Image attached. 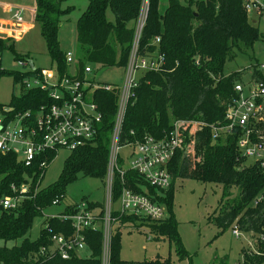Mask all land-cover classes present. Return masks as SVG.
Returning <instances> with one entry per match:
<instances>
[{
    "label": "trees",
    "instance_id": "trees-1",
    "mask_svg": "<svg viewBox=\"0 0 264 264\" xmlns=\"http://www.w3.org/2000/svg\"><path fill=\"white\" fill-rule=\"evenodd\" d=\"M67 0H35L34 20L39 25L47 53L55 66L58 77L67 72L65 54L61 51L58 34L61 19L72 8H62ZM162 0H148L146 20L141 31L138 52L140 56L155 51L164 55L165 64L157 72H145L132 90V98L126 109L120 134V145L142 140L145 135L162 138L174 121H194L208 125L223 122L225 105L233 97V86L243 82L246 72L224 73L225 65L237 54L251 59L256 42H264L253 18L244 10L242 0H168L163 12L158 11ZM144 0H89L75 24L76 42L82 53L77 67V77H82L86 64L125 69L133 43ZM110 16V17H109ZM256 16V15H255ZM258 19H261L259 16ZM159 39L156 45L155 40ZM0 49L2 45L0 44ZM10 49H12L10 47ZM19 58V57H18ZM261 62L254 61L250 70ZM39 70L35 72L36 75ZM15 81H22L29 74L1 72ZM46 92L39 88L26 90L20 96H11L7 105L15 112L34 110L45 101ZM93 101L102 114L99 132L91 143L70 153L64 163L59 180L46 188H40L47 167L56 153L46 154L47 167L25 168L13 153L0 154V199L14 195L17 189L31 180L25 199L16 211L0 209V264H101V232L87 231L86 240L90 256L72 255L69 260L59 257L46 258L40 249L49 244L48 235L42 228L37 239L29 240L26 234L34 218L43 210L60 204L64 188L78 176L105 180L110 147V138L116 114L118 91L97 89ZM3 105L0 104V108ZM236 137L229 136L213 142L210 130L205 127L197 133L195 151L201 161L196 162L185 153H178L169 165L171 183L166 190L149 186L135 172L127 171L123 181L134 192L144 194L152 202L166 204L170 209L175 182L193 179L202 184L221 187V197L208 221L221 232L235 228L255 240L256 253L242 252L244 264L264 263V167L257 162L246 165L247 159L237 151ZM118 164L126 167L123 155ZM122 184L116 176L114 199ZM233 190L238 195L231 199ZM262 200L253 205L255 198ZM87 202V201H86ZM88 203L89 209L101 210L102 204ZM75 205L66 206L62 215L73 214ZM143 220L152 231L166 237L177 246V256L185 260L187 252L180 248L175 222L172 216L159 222L122 215L120 225L134 220ZM54 233L68 235L70 222L57 218L44 220ZM121 233L117 229L111 239L110 264H128L120 259ZM11 244V246H7ZM148 264H171L167 259L150 261Z\"/></svg>",
    "mask_w": 264,
    "mask_h": 264
},
{
    "label": "built area",
    "instance_id": "built-area-1",
    "mask_svg": "<svg viewBox=\"0 0 264 264\" xmlns=\"http://www.w3.org/2000/svg\"><path fill=\"white\" fill-rule=\"evenodd\" d=\"M22 0H0V21H14L23 24L21 13L28 11ZM247 14H255L264 20V0H242ZM148 11V0H144L143 9L137 24L135 37L127 65L122 87L95 83L90 80L92 70L88 64L82 68V77H77V69L73 75L67 72L58 77V80H46L39 71L32 75L36 82L34 86L27 84V90L39 88L46 92L45 101L34 110L15 112L9 105L0 108V154L13 153L25 168L38 166L40 170L47 167L46 154L58 153L67 150L70 153L92 142L99 132L102 123V114L98 105L93 101V94L97 89L118 91V102L114 118L113 130L110 138L107 172L104 180L106 193L105 203L101 210L89 209L88 203L82 201L74 204L73 214L59 215L61 221H69L71 233H54L47 225L43 226L48 235L49 244L40 249V255L46 258L59 257L62 260L71 259L72 255L80 257L82 251L88 250L86 232L100 231L102 235L101 264H110L111 239L114 226L119 224L117 218L122 215L148 219L151 222L164 220L165 214L161 205L152 202L144 194L134 192L125 186L124 175L132 171L146 183L157 189L166 190L171 183L169 165L178 153L190 156L195 151L197 133L208 127L211 139H225L236 137L238 153L247 159L259 163L264 167V62L249 71V76L243 82L233 86V97L225 105L223 122L208 125L194 121H174L172 128L162 137L155 138L145 135L142 140L120 145V134L126 114L127 106L132 98V90L137 86L140 77L145 72H157L165 64L164 55L158 51L140 56L138 45L142 28ZM35 16L34 9L30 11ZM5 31L0 28V32ZM25 30H10L13 41L19 40ZM159 39L155 40V44ZM3 48H9L0 39ZM0 49V73L3 54ZM66 65L73 63V54L65 53ZM18 68H26L27 74H35L37 69L30 65V61L17 59ZM25 73V74H26ZM140 74L139 78L136 77ZM24 83V81H23ZM123 148H129L128 154L123 157L126 167L118 164ZM127 160L129 162L127 163ZM120 178L122 188L114 199V180ZM31 180L18 189L12 186L14 195L0 199V209L16 211L25 199ZM262 196L255 198L256 206ZM58 205L55 201L53 206ZM71 205V204H70ZM236 238L247 236L236 228L231 231ZM250 244V242H248ZM254 253L256 250L252 249ZM244 264V257L240 263Z\"/></svg>",
    "mask_w": 264,
    "mask_h": 264
},
{
    "label": "rangeland",
    "instance_id": "rangeland-1",
    "mask_svg": "<svg viewBox=\"0 0 264 264\" xmlns=\"http://www.w3.org/2000/svg\"><path fill=\"white\" fill-rule=\"evenodd\" d=\"M21 2L28 8V11L21 13L24 20L23 24L8 20L0 21V28L5 30L0 32V39L9 46V48L2 49V68L6 72L25 74L27 72L26 68L17 67L19 57L32 62L44 79L57 81L58 73L47 53L39 25L30 12L34 9V0H22ZM88 3L89 0H67L62 4L63 9L72 8V11L61 19L58 34L61 51L64 54L67 52L73 54L74 61L67 68L68 75L75 73L79 61L82 60V53L76 42L75 24ZM167 3L168 0H162L158 11L163 12ZM253 20L264 37V20L255 18ZM15 29L25 30L16 42L13 41V33H10V30ZM254 61L264 62V42L262 41L255 43L251 59L238 53L232 62L225 65L224 73L246 72L244 77L247 78L249 76L247 71ZM88 65L92 70L90 80L95 83L122 87L125 78V72L122 68ZM139 76L138 73L136 77L139 78ZM35 82V77L32 75L23 78L20 82L15 81L11 76L1 75L0 104L7 105L12 95L20 96L21 93L27 90V84L34 86ZM129 151V148H123L119 151V154L125 157ZM69 155L70 152L67 150L58 151L44 173L40 188H46L59 180L64 163ZM190 158L196 162L201 161L196 153L190 155ZM128 162L129 160H127ZM252 162V160H246L245 164L250 165ZM173 190L170 209L167 208L166 204H162L161 207L165 214L164 220L169 216L174 219L177 236L180 240V248L187 252L185 260H179L176 253L177 246L174 242H170L168 238L162 237L158 235V232L151 230L150 225H154L153 223L136 219L130 224H116L114 226V230L119 229L121 233L119 257L122 261L128 264H148L154 260L165 262L169 259L171 264H235L243 260L241 251L256 250L255 240L252 236L247 235L246 237L236 238L232 235L230 229L221 232L215 224L208 221V217L215 211L217 202L221 197L220 186L202 184L193 179H182L175 182ZM231 192L232 196L230 198H236L237 191L233 190ZM64 195L60 204L43 210L41 216L33 219L32 225L26 234L27 239H37L40 230L43 228L44 220L61 215L66 206L70 204H78L82 201L104 204L106 199L104 181L79 175L76 181L65 186ZM0 246H2V242H0ZM7 246H11V244ZM89 256L90 252L88 250L80 253L81 258Z\"/></svg>",
    "mask_w": 264,
    "mask_h": 264
},
{
    "label": "crops",
    "instance_id": "crops-1",
    "mask_svg": "<svg viewBox=\"0 0 264 264\" xmlns=\"http://www.w3.org/2000/svg\"><path fill=\"white\" fill-rule=\"evenodd\" d=\"M251 17L255 18V19H258V17H256L255 15H252ZM255 22V21H254Z\"/></svg>",
    "mask_w": 264,
    "mask_h": 264
},
{
    "label": "water",
    "instance_id": "water-1",
    "mask_svg": "<svg viewBox=\"0 0 264 264\" xmlns=\"http://www.w3.org/2000/svg\"><path fill=\"white\" fill-rule=\"evenodd\" d=\"M30 65H31V67L33 68V64H32V62H30Z\"/></svg>",
    "mask_w": 264,
    "mask_h": 264
}]
</instances>
